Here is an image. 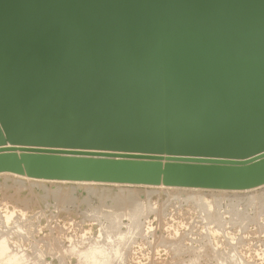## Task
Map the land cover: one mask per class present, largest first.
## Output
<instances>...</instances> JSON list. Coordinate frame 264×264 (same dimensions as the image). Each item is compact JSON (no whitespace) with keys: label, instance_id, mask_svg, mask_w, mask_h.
I'll use <instances>...</instances> for the list:
<instances>
[{"label":"water","instance_id":"95a60500","mask_svg":"<svg viewBox=\"0 0 264 264\" xmlns=\"http://www.w3.org/2000/svg\"><path fill=\"white\" fill-rule=\"evenodd\" d=\"M0 172L264 184V0H0Z\"/></svg>","mask_w":264,"mask_h":264},{"label":"rangeland","instance_id":"374dc122","mask_svg":"<svg viewBox=\"0 0 264 264\" xmlns=\"http://www.w3.org/2000/svg\"><path fill=\"white\" fill-rule=\"evenodd\" d=\"M70 188L72 190H70ZM65 189H67V192H65ZM83 189L85 191H83ZM111 190L113 194L110 193ZM193 190L195 191L194 196L198 195L196 197L203 198L208 203H211V210L215 211L209 213V216L202 213L203 211L199 208L196 200L184 198L187 194L191 195ZM72 191L77 193L71 194L70 192ZM62 192H65L64 195ZM68 192L70 193L69 196L67 195ZM130 192L135 196L136 203L138 204L137 206H141V210L143 204L146 207L145 209L143 207L144 211L142 210L138 213L137 219V216L134 217L131 214L132 210H130V207L132 209V205L128 206L129 201H131L128 200L130 199ZM93 193L101 195V203L98 201L100 195H97L99 197L97 199L96 195L93 196ZM123 193H128L129 196L123 195ZM146 193L151 194L149 198L145 197ZM65 194L67 197H65ZM111 194L114 195V197L112 196L113 199L116 195L117 197H122L123 195L122 199L120 198L121 206L119 203L120 199L115 201L118 199L117 197L114 201L111 200ZM249 195L264 196V184L250 189L236 190L166 186L162 183L159 185H149L43 179L32 178L25 174L0 172V237L2 238L0 239L3 240L2 243H0L3 245L6 242L8 243L4 246L5 248L0 246V249L1 247L6 249L3 251V253H6L11 248L12 251H9L13 252V255H15L14 253L18 254L15 255L17 257L20 255L25 262L29 264H34L33 262H35V264H81L86 258V256L82 258L81 256L87 253V258H91L92 256L90 254H93L94 261L97 260L96 264H98L99 261H101L99 262L100 264L105 262V264L109 263L110 258L108 259V257H111L113 254V262L111 258L109 264H111V262L112 264H225L228 259H226L225 256L228 257L230 255H237L242 262L241 264H264V211L262 210L259 213L254 204H247L245 208L244 206H237L238 210L246 214V221L240 226V224L235 225V222H233V216L229 208L231 207V202L234 201V203H236L235 201L239 196ZM136 196L141 199H138L139 203ZM122 201H124L125 204L122 205ZM140 201L144 203L141 204ZM151 202L153 203L151 204ZM215 202H217V204ZM218 203L219 206L217 207ZM113 205L114 208L120 206V208H117L119 210L113 209ZM97 206H100V210L96 209ZM107 206L112 207L107 208ZM101 207L103 209H101ZM122 207L123 209H121ZM109 208L111 210H109ZM228 209L229 212H226ZM115 210L118 211L120 215H118ZM111 211L114 213V216H112L113 213ZM217 211L220 213H217ZM107 213L112 214L109 216ZM115 213L118 219H116ZM104 214L109 218L105 217L106 215L104 216ZM215 214L218 216L215 217ZM221 214L223 216L219 218ZM205 216L213 218L216 224L211 218L209 219ZM113 217L115 218L114 220H119L118 223L112 219ZM120 217L121 220L119 219ZM231 217L234 225L229 222ZM129 218L131 219L129 220ZM110 219L114 222H109L108 220ZM220 222L223 226H221ZM112 223H116V225H112ZM134 223L138 224L139 227L137 229H135L136 226ZM112 226H114V230ZM116 227L118 228L116 229ZM133 227L134 230L132 229ZM129 228L132 230H129ZM118 229H121L122 232L120 233V230L116 233ZM111 231H115V233L112 234ZM104 233L108 234H106V237L109 236L108 239H104V242L106 240L105 243H103V237L105 238ZM123 233L128 234L124 236ZM115 234L117 238L113 237ZM122 237L127 239L125 240ZM121 238L124 241H122ZM99 241H102L101 244ZM114 241L115 243L119 241V245L118 242L115 244ZM120 241L123 242V246L120 244ZM94 243L100 244V249L97 248V250H99L98 253L102 252V250H104V252L100 253V255L96 253V250V252H94L93 249H96ZM102 243L104 246L108 243V247L107 245L105 246L107 250H105ZM91 245L95 246L92 247ZM101 246L104 249L101 250ZM88 247H90V249L92 248L89 250L91 253H89V251L86 252V250L89 249ZM3 249L0 251L2 252ZM114 249L115 251L113 252L112 250ZM84 251L86 253L82 254L81 252ZM1 252L0 256H3H1L2 259H0V264H3V262L4 264H8V261L10 264L14 263L12 260H8L10 257L11 259L14 258V264H19L22 260L19 259L20 256L18 258L15 256L13 257L9 252V257L7 259V257L4 256L6 254H2ZM105 252H110L108 253L109 256L108 254H103ZM80 253L82 255H80ZM94 253L97 258L102 254L103 260H101V258L100 260L96 257L94 258ZM78 255L80 257H78ZM3 257H5V261ZM80 258L81 261H79ZM90 258L87 259L88 261H85V264L90 261ZM106 258L109 261H107ZM17 259H19V262H16L18 261ZM93 259L90 261L91 264L94 263ZM116 259L118 261H116ZM26 260H29V262ZM23 261H21V263H23Z\"/></svg>","mask_w":264,"mask_h":264},{"label":"bare ground","instance_id":"6f19581e","mask_svg":"<svg viewBox=\"0 0 264 264\" xmlns=\"http://www.w3.org/2000/svg\"><path fill=\"white\" fill-rule=\"evenodd\" d=\"M21 175H22V174H21ZM117 183H118V182H117ZM66 188H67V187H66ZM103 188H104V187H103ZM89 189H90V188H89ZM98 189H101V188H98ZM110 189H111V188H110ZM65 190H66L65 192H67V189H65ZM70 190H72V189L70 188ZM73 190H74V189H73ZM105 190H106V189H105ZM107 190H108V189H107ZM62 191H63V190H62ZM74 191H75V190H74ZM83 191H85V190L83 189ZM87 191H88V190H87ZM87 191H86V192H87ZM92 191H93V190H92ZM92 191H91V192H92ZM97 191H99V190H97ZM100 191H101V190H100ZM116 191H117V190H116ZM123 191H125V190H123ZM123 191H122V192H123ZM130 191H131V190H130ZM172 191H173V190H172ZM175 191H176V190H175ZM65 192H64V193H65ZM94 192H95V191H94ZM105 192H107V191H105ZM112 192H113V191L111 190L110 193H112ZM122 192H121V193H122ZM128 192H129V191H128ZM176 192H177V191H176ZM194 192H195V191L193 190V191L191 192V195H190V194H187V196H185L184 198H186V199H190V200H196V202H198L197 204L199 205V208H201V210L203 211V212H202V211H201V212H202V213H205L206 215H208L209 213H212L213 211H215V210H213V211L211 210V207H210V204H211V203H208V202L205 201L203 198L196 197V196H198V195L194 196V195H195ZM58 193H59V192H58ZM62 193H63V192H62ZM64 193H63V195H64ZM70 193L72 194V193H74V192L72 191V192H70ZM70 193L68 192L67 195L69 196ZM75 193H77V192H75ZM75 193H74V194H75ZM87 193H88V192H87ZM100 193H102V192H100ZM103 193H104V191H103ZM103 193H102V194H103ZM110 193H109V195H110ZM125 193H126V192H125ZM148 193H149V192H148ZM150 193H152V192H150ZM153 193H154V192H153ZM56 194H57V193H56ZM59 194H60V193H59ZM74 194H73V195H74ZM91 194H92V193H91ZM106 194H108V193H106ZM112 194H113V193H112ZM112 194H111V198H112V196L114 197V195H112ZM116 194H119V193H116ZM116 194H115V195H116ZM129 194H130V196H129ZM129 194H128V193H127V194H124V193H123V195H128V196L130 197V199H128V200H131V201H129V203H128L129 205H128V206H131V205H132V209H131V207H130V210H132V213H131V214H132L134 217H136V216L138 215V213H140V211H142V210L144 211V209H145L146 207H145V205L143 204L144 209H143V207H142V210H141V206H137L138 204L136 203V198H135V196L133 195V193L130 192ZM134 194H135V192H134ZM156 194H157V193H156ZM175 194H176V193H175ZM182 194H183V193H182ZM67 195L65 194V197H67ZM94 195H96V197H97V199H98V198H99L98 196H99L100 194L93 193V196H94ZM97 195H98V196H97ZM109 195H108V196H109ZM120 195H121V194H120ZM123 195H122V197H123ZM141 195H142V194H141ZM147 195H149V196H147ZM150 195H151V194H147V193H146V196H145V197H146V198H147V197L149 198ZM152 195H153V194H152ZM58 196H59V195H58ZM60 196H61V195H60ZM84 196H85V195H84ZM86 196H87V195H86ZM90 196H91V195H90ZM103 196H104V195H103ZM137 196H138V195H137ZM137 196H136V197H137ZM170 196H171V195H170ZM176 196H177V195H176ZM183 196H184V195H183ZM235 196H236V195H235ZM116 197H117V195L115 196V198H116ZM122 197L118 196V197H117L118 199L115 200V198H114V199L112 198L111 200H113V201H114V200L117 201V200H119L120 198L122 199ZM126 197H127V196H126ZM129 197H128V198H129ZM140 197H141V196H140ZM171 197H172V196H171ZM180 197H181V196H180ZM86 198H87V197H86ZM86 198H85V199H86ZM104 198H105V196H104ZM174 198H175V196H174ZM174 198H173V199H174ZM225 198H226V197H225ZM227 198H228V197H227ZM229 198H230V197H229ZM231 198H232V197H231ZM235 198H236V197H235ZM87 199H88V198H87ZM121 199H120V202L118 201V202L120 203V206H121ZM123 199H124V198H123ZM138 199H139V198L137 197V200H138ZM175 199H176V198H175ZM177 199H178V197H177ZM69 200H70V198H69ZM89 200H90V199H89ZM100 200H101V195H100V198L98 199V201L100 202ZM102 200H103V199H102ZM139 200H141V199H139ZM139 200H138V203H139ZM143 200H144V199H143ZM217 200H218V199H217ZM217 200H216V201H217ZM221 200H222V199H221ZM221 200H220V201H221ZM229 200H230V199H229ZM229 200H228V201H229ZM235 200H236V199H235ZM132 201H133V203H132ZM147 201H148V199H147ZM151 201H152V200H151ZM187 201H188V200H187ZM72 202H73V201H72ZM88 202H90V201H88ZM102 202H103V201H102ZM130 202H131V204H130ZM217 202H219V201H217ZM217 202H215V203L217 204ZM235 202H236V203H234V201L231 202V204H230L231 207H229V208L231 209L230 212H231V214H232V216H233V220H234L233 222H235V225L240 224V226H241V224H242L244 221H246V218H245V217H246V216H245L246 214H245L244 212H242L241 210H238L237 206H244V208H245V206H246L247 204H250V205H251V204H252V205L254 204L255 207H256V210H258L259 213H260L262 210L264 211V196H260V197H259V196H254V195H251V196H250V195H249V196H239V198H238ZM100 203H101V202H100ZM140 203L142 204V203H144V202L140 201ZM148 203H149V201H148ZM152 203H153V202H151V204H152ZM157 203H158V200H157ZM220 203H221V202H220ZM123 204H125L124 201H122V205H123ZM141 204H140V205H141ZM146 204H147V203H146ZM151 204H150V205H151ZM216 204H215V205H216ZM243 204H244V205H243ZM117 205H119V204H117ZM117 205H116V206H117ZM147 205H148V204H147ZM154 205H155V204H154ZM154 205H153V207H154ZM212 205H213V203H212ZM116 206H115V207H116ZM120 206H119V207L117 206L116 208H114V205H113V207H112V206H107V208H108V207H112L113 209L119 210V209H117V208H120ZM126 206H127V204H126ZM156 206H157V205H156ZM158 206H159V204H158ZM218 206H219V203H218L217 207H218ZM94 207H95V206H94ZM102 207H103V206H102ZM102 207H101V209H103ZM99 208H100V206H97V207H96V209H99ZM212 208H213V207H212ZM214 208H216V207H214ZM94 209H95V208H94ZM96 209H95V210H96ZM121 209H123V207H122ZM156 209H157V208H156ZM99 210H100V209H99ZM109 210H111V209L109 208ZM116 210H115V211H116ZM148 210H149V209H148ZM218 210H219V209H218ZM92 211H93V210H92ZM96 211H97V210H96ZM101 211H102V210H101ZM112 211H113V210H112ZM112 211H111V212H112ZM156 211H157V210H156ZM219 211H220V210H219ZM107 212H108V209H107ZM116 212H117L118 215H120L118 211H116ZM226 212H229V209H228V211H226ZM112 213H113V212H112ZM112 213H110V214L107 213V214H109V216H110ZM120 213H121V212H120ZM214 213H216V212H214ZM217 213H220V212L217 211ZM259 213H258V214H259ZM117 214L115 213V217H117L116 219H118V216H116ZM131 214H130V215H131ZM147 214H148V213H147ZM105 215H106V214H104V216H105ZM140 215H142V214H140ZM224 215H225V214H224ZM112 216H114V213H113ZM112 216H111V217H112ZM208 216H209V215H208ZM208 216H205V217L207 218ZM210 216H211V215H210ZM216 216H218V215L215 214V217H216ZM221 216H223V215L221 214V215L219 216V218H220ZM229 216H230V214H229ZM105 217H107V215H106ZM124 217H125V216H124ZM134 217H133V218H134ZM205 217H204V218H205ZM107 218H109V217H107ZM137 218H138V216L136 217V219H137ZM140 218H141V217H140ZM143 218H144V217H143ZM208 218L210 219L211 217H208ZM219 218H218V219H219ZM222 218H223V217H222ZM112 219L114 220L115 218L113 217ZM119 219L121 220V217H120ZM130 219H131V218H129V220H130ZM134 219H135V218H134ZM211 219L213 220V218H211ZM215 220H216V219H215ZM222 220H223V219H222ZM229 220H230V218H229ZM108 221L110 222V221H112V220L110 219V220H108ZM114 221H116V220H114ZM114 221H112V222H114ZM118 221H119V220H118ZM118 221H116V223H118ZM216 221H217V220H216ZM219 221H220V220H219ZM213 222H214V220H213ZM229 222L233 223V222H232V217H231V220H230ZM116 223H112V225H114V224L116 225ZM137 223H138V222H137ZM137 223H134V225L136 226L135 229H137V228L139 227ZM214 223H215V222H214ZM215 224H216V223H215ZM220 224H221V222H220ZM223 224H224V221H223ZM110 225H111V224H110ZM119 225H120V223H119ZM121 225H122V224H121ZM134 225H133V226H134ZM141 225H142V224H141ZM233 225H234V223H233ZM107 226H109V225H107ZM117 226H118V224H117ZM129 226H130V225H129ZM131 226H132V225H131ZM219 226H220V225H219ZM221 226H223V225L221 224ZM238 226H239V225H238ZM109 227H110V226H109ZM112 227H113V230H114V226H112ZM118 227H119V226H118ZM118 227H116V229H117ZM141 227H142V226H141ZM233 227H234V226H233ZM106 229H107V228H106ZM110 229H111V228H110ZM110 229H109V230H110ZM116 229H115V230H116ZM130 229H131V228H129V230H130ZM132 229L134 230V227H133ZM132 229H131V230H132ZM219 229H220V227H219ZM109 230H108V231H109ZM120 230H121V229H118L116 233H118V231H120ZM108 231H107V232H108ZM127 231H128V229H127ZM137 231H138V230H137ZM104 232H105V229H104ZM111 232H112V231H111ZM121 232H122V230L120 231V233H121ZM124 232H125V231H124ZM109 233H110V231H109ZM113 233H115V231L112 232V234H113ZM129 233H130V232H129ZM104 234H105V238L103 237V243L106 242V240H105V242H104V239H106V238L108 239V238H109V236L106 237V234H107V233H104ZM110 234H111V233H110ZM125 234H128V233H125ZM125 234L123 233L124 236H125ZM141 234H142V233H141ZM107 235H108V234H107ZM120 235H122V234H120ZM129 235H130V234H129ZM132 235H134V234H132ZM103 236H104V235H103ZM112 236H113V235H112ZM117 236H118V235H117ZM113 237L117 238V237H116V234H115V236H113ZM119 237H120V236H119ZM130 237H131V236H130ZM143 237H144V236H143ZM0 238H1V237H0ZM3 238H4V237H3ZM122 238H123V237H122ZM122 238H121V240H122ZM1 239H2V238H1ZM1 239H0V240H1ZM4 239H5V238H4ZM111 239H112V238H111ZM119 239H120V238H119ZM123 239L126 240L127 238L124 237ZM133 239H134V238H133ZM135 239H136V238H135ZM113 240H114V239H113ZM116 240H117V239H116ZM2 241H3V240H1L0 242L2 243ZM4 241H5V240H4ZM6 241H7V238H6ZM122 241H124V240H122ZM128 241H129V239H128ZM128 241H127V242H128ZM97 242H98V241H97ZM99 242H100V241H99ZM101 242H102V241H101ZM101 242H100V244H101ZM117 242H118V245H119V241H116V243H115V241H114L115 244H117ZM127 242H126V243H127ZM1 243H0V244H1ZM3 243H5V242H3ZM103 243H102V244H103ZM109 243L111 244L112 242H109ZM122 243H123V242L120 241V244H121V245H122ZM6 244H8V243L6 242L4 245L1 244L0 246H3V248H5L4 246H5ZM94 244H95V243H94ZM100 244H95L96 246H95V245H93V246L91 245L92 247L95 246L96 249H93V251H94V252L97 251L96 253L99 254V255H100V253L104 252V250H102V249H104V248H102V246H101V250H102V252L98 253L99 250H97V248L100 249V248H99V247H100V246H99ZM107 244H108V243H107ZM107 244H106V245H107ZM112 244H113V243H112ZM106 245H105V246H106ZM118 245H116V246H118ZM124 245H125V244H124ZM103 246H104V244H103ZM105 246H104V247H105ZM122 246H123V245H122ZM7 247H8V246H7ZM7 247H6V248H7ZM107 247H108V245H107ZM111 247H112V245H111ZM111 247H110V248H111ZM118 247H121V246H118ZM118 247H117V249H118ZM124 247H125V246H124ZM3 248L1 247V249H3ZM88 248H89V249H87L86 252L92 249V248L90 249V247H88ZM114 248H115V246H114ZM122 248H123V247H122ZM170 248H172V247H170ZM1 249H0V250H1ZM8 249H9V247H8ZM8 249H7V250H8ZM117 249H116V251H117ZM176 249H177V248H176ZM5 250H6V249H3L2 252H1V251H0V252H1L2 254H4L5 252L3 253V251H5ZM9 250H11V248H10ZM9 250H8V252H9L10 255H12L13 257H14L15 255H18V254H16V253H14L15 255H13V254H12L13 252H10ZM95 250H96V251H95ZM101 250H100V251H101ZM105 250H107L106 247H105ZM127 250H129V249H127ZM130 250H131V249H130ZM234 250H235V249H234ZM11 251H12V250H11ZM93 251H92V252H93ZM108 251H109V250H108ZM112 251L114 252L115 249L112 250ZM8 252L5 253L6 255H4L5 257H7V259H8V257H9V256H8V255H9ZM86 252L84 251V252H81V253L83 254V253H86ZM110 252H111V251H110ZM110 252H108V253H110ZM175 252H176V251H175ZM81 253H80V255H82ZM89 253H91V252L89 251ZM108 253L105 252V253H103V254L107 255ZM120 253H121V251H120ZM87 254H88V253H87ZM87 254H86V255L83 254V256H81V258L84 257V256H86L84 262L81 263V264H85V261H88L87 259L90 258V257L87 258ZM237 254H238V253H237ZM90 255L92 256L91 258L93 259V254H90ZM90 255H89V256H90ZM105 255H104V256H105ZM227 255H228V254H227ZM1 256H3V255H1ZM1 256H0V259H2ZM19 256H20V255H19ZM19 256H18V257H19ZM22 256H23V255H22ZM108 256H109V254H108ZM113 256H114V254L111 255V257L109 256L108 259L110 258V261H111V258H112ZM115 256H117V255H115ZM5 257H3V258H4V259H3L4 261H5ZM13 257H12V258H13ZM15 257H17V256H15ZM18 257H17V258H18ZM78 257H80V256L78 255ZM95 257H96V255H95V253H94V258H95ZM105 257H107V256H105ZM120 257H121V256H120ZM81 258L79 259V261H81ZM91 258H90V261L92 260ZM96 258H97V257H96ZM100 258H101V260H103V256H102V254H101V256L98 257L97 259L100 260ZM117 258H119V257H117ZM123 258H124V257H123ZM225 258H226V259L228 258V259H227V262H226V260L224 259L225 262H226V263L224 262L225 264H241V263H242V262L240 261V258H239L237 255H230V256H228V257L225 256ZM13 259H14V258H13ZM13 259H11V257H10V259H8V260H12V262L15 263V261H14ZM19 259H22L21 261L24 260L21 256H20ZM19 259H17L18 261H16V262H19ZM106 260H107V258H106ZM106 260H105V261H106ZM114 260H115V258H114ZM119 260H121V259H119ZM194 260H195V259H194ZM194 260H192V261H194ZM21 261H20V263H21ZM26 261L29 262V260H26ZM90 261H89V262H86V264H88V263L91 264ZM93 261H94V259H93ZM105 261H103V262H105ZM107 261H109V260H107ZM110 261H109V263H110ZM116 261H118V260L116 259ZM116 261H115V262H116ZM123 261H124V260H123ZM220 261H221V260H220ZM12 262H11V263H12ZM99 262H101V261H99ZM99 262H98V264H100ZM112 262H113V258H112ZM112 262H111V264H112ZM190 262H191V261H190ZM222 262H223V260H222ZM233 262H234V263H233ZM14 263H12V264H14ZM20 263H19V264H20ZM26 263H27V262H25V260H24L23 263H21V264H26ZM33 263L35 264V262H33ZM94 263L96 264V263H97V260L94 261ZM94 263H92V264H94ZM105 263H106V262H105ZM105 263H101V264H105ZM109 263H107V264H109ZM121 263H123V262H121ZM182 263H183V262H182ZM191 263H193V262H191ZM3 264H4V262H3ZM6 264H7V263H6ZM8 264H10L9 261H8ZM27 264H29V263H27ZM194 264H196V263H194Z\"/></svg>","mask_w":264,"mask_h":264}]
</instances>
